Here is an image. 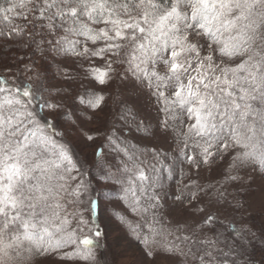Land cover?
Wrapping results in <instances>:
<instances>
[{"label": "snow or ice", "instance_id": "6c2138e0", "mask_svg": "<svg viewBox=\"0 0 264 264\" xmlns=\"http://www.w3.org/2000/svg\"><path fill=\"white\" fill-rule=\"evenodd\" d=\"M252 241L264 0H0V264H264Z\"/></svg>", "mask_w": 264, "mask_h": 264}, {"label": "rangeland", "instance_id": "374dc122", "mask_svg": "<svg viewBox=\"0 0 264 264\" xmlns=\"http://www.w3.org/2000/svg\"><path fill=\"white\" fill-rule=\"evenodd\" d=\"M40 63H43V61H40ZM55 72V67H53L52 71L48 73V76L51 77L53 75V73ZM153 115H155V113H153ZM160 120L163 121L165 119H168V117L161 112L160 113ZM173 163L171 157L169 158V160L164 161L163 159H160V162L158 164H156L157 170L159 175H161L162 177H164L163 183H164V190L168 191L170 193H174L177 191L178 186L182 187V185L180 184V177L177 176L176 179H172L170 177H168L167 171L166 169L171 166ZM164 168L165 171H163L162 173L159 171L161 168ZM177 168H179V165H177ZM218 169H212V170H208L205 169L203 171L200 172L199 177H197V179L202 182V183H209V182H214L217 178H218ZM149 175H151V172L149 171L148 173ZM141 182L136 180L134 181V185H138ZM145 184H147V181L144 182ZM114 198L113 196H109V197H102V199H112ZM143 199V197H141ZM135 201H133L131 199V196L129 197V203L126 205L128 207L129 212L131 213L132 216H136L137 213L132 211V204H134ZM172 202L171 200L168 201V204L170 205ZM163 214L165 216L166 221L167 220H176V219H182L183 218V214L180 211H170V209L168 207H165L163 210ZM221 219L223 220L224 218L221 217ZM257 223H259V218H257ZM229 226H234V227H238L239 226V217L237 216V223L236 224H228V222L225 220L223 225H218V228L220 230L223 231H229ZM157 228H159V225H156ZM234 234V233H233ZM248 249H250L252 252V254H250L257 262H259L260 258H261V253L264 252V242L261 241H252L251 246L248 247ZM247 249V251H248Z\"/></svg>", "mask_w": 264, "mask_h": 264}, {"label": "trees", "instance_id": "16d2710c", "mask_svg": "<svg viewBox=\"0 0 264 264\" xmlns=\"http://www.w3.org/2000/svg\"><path fill=\"white\" fill-rule=\"evenodd\" d=\"M16 22L19 23L20 21L17 20ZM235 228H236V227H234V226H229V229H230V230H233V229H235ZM252 252H253V251H251L250 249H248V253H249V254H252Z\"/></svg>", "mask_w": 264, "mask_h": 264}]
</instances>
